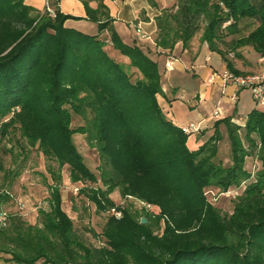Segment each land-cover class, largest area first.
Wrapping results in <instances>:
<instances>
[{"label": "trees", "instance_id": "trees-1", "mask_svg": "<svg viewBox=\"0 0 264 264\" xmlns=\"http://www.w3.org/2000/svg\"><path fill=\"white\" fill-rule=\"evenodd\" d=\"M81 1L97 34L68 28V18L77 17L58 8L52 15L26 0H0V146L18 123L30 145L67 165L72 182L84 185L79 193L107 214L101 244L91 246L78 233L56 184L36 225L6 212L0 257L8 264H264V108H253L244 126L217 121L214 133L192 150L190 136L159 103L158 63L140 45L123 41L104 0L95 8L94 0ZM156 24L162 50L179 42L188 47L202 31L201 41L236 74L243 73L234 70L232 51L250 46L264 56V0H177ZM109 44L129 62L111 56ZM73 113L85 120L78 131L98 148V174L74 144ZM221 125L229 165L219 158ZM250 156L261 163L255 173L246 168ZM234 189L240 193L231 213L209 198L210 190ZM116 190L153 210L116 203ZM10 199L0 192V205Z\"/></svg>", "mask_w": 264, "mask_h": 264}, {"label": "crops", "instance_id": "crops-1", "mask_svg": "<svg viewBox=\"0 0 264 264\" xmlns=\"http://www.w3.org/2000/svg\"><path fill=\"white\" fill-rule=\"evenodd\" d=\"M49 2L52 10L58 8L64 14L77 17L68 18L65 23L68 28L87 34L98 33V25L86 18L81 0ZM26 3L41 12L46 11L45 0H26ZM104 3L123 41L140 45L158 63L163 83V92L158 95V100L167 117L179 127L190 122H201L203 129L199 134L191 135L188 140L192 150L198 149L214 133L215 123L219 120L229 118L234 123L244 125L247 117L241 118V109L249 105L247 101L253 96L249 89L236 90L233 85L224 84L219 77L213 80L210 78L214 71L223 72L228 69L220 53L210 50L208 43L202 42L199 36H195L188 47L179 42L172 51L159 48L154 37L157 35L156 17L161 7L151 6L149 0H104ZM97 5L96 0L91 2L92 7ZM106 49L114 58L129 62L111 44ZM230 56L236 72L245 74L264 69V56L250 46L232 51ZM217 108L221 110L220 119L212 117ZM253 108L258 106L253 105ZM223 129L221 125V132Z\"/></svg>", "mask_w": 264, "mask_h": 264}, {"label": "rangeland", "instance_id": "rangeland-1", "mask_svg": "<svg viewBox=\"0 0 264 264\" xmlns=\"http://www.w3.org/2000/svg\"><path fill=\"white\" fill-rule=\"evenodd\" d=\"M156 1L157 5L161 7L160 13L165 10L173 9L177 3V0ZM201 35L202 31L196 36L201 37ZM247 102L249 105L241 109V118L248 116L253 105L258 106V108L260 107L253 98H250ZM7 120L8 119L4 120L3 123ZM84 124L85 120L80 115L73 113L71 128L73 129L72 138L74 144L82 155L85 163L92 171L98 174L101 164L98 148L96 145L89 142L86 134L78 131V127ZM223 128V140L220 144L219 158L225 165H229L231 163L230 143L224 125ZM243 131L244 130L240 131L242 135L244 133ZM7 132L8 134L0 146V155L2 157L0 163V192H8L11 199L0 205V215L2 212H17L21 214L28 223L36 225L39 223L40 210L49 209V199L51 197L50 187L57 184L62 195L63 209L73 219L78 233L91 246H99L102 240L99 235H101L103 226L106 222L107 214L98 212L95 208V204L86 196L80 194L79 191L75 193V187L80 189L84 185L72 182L67 165L60 167L55 160L44 154L38 144L35 146L30 145L29 142L22 137L20 125H18V123L10 126ZM246 160V168L249 171L255 173L261 168L260 161L257 158L255 159L254 156H250ZM52 171L60 175V179H55ZM237 194L238 193H236V196ZM236 196H233V194H224L218 190H213V194H209L210 200L214 201V204L220 207L224 213H231L233 211L234 198ZM111 197L116 203L125 206L131 205L134 210H138L139 212L143 208L138 201L131 198H123L120 193H118V190H116ZM8 256L4 255V257ZM0 264H8V262L0 257ZM34 264H44V260H37Z\"/></svg>", "mask_w": 264, "mask_h": 264}, {"label": "built area", "instance_id": "built-area-1", "mask_svg": "<svg viewBox=\"0 0 264 264\" xmlns=\"http://www.w3.org/2000/svg\"><path fill=\"white\" fill-rule=\"evenodd\" d=\"M46 1V11H48L50 14L54 15L55 11L52 10L49 7V1ZM168 66H170V62L168 63ZM217 77L221 78L224 84H231L233 85L236 90L240 89H249L252 93V96L254 100L257 102L261 108H264V69L260 72H253V73H245V74H236L234 72L229 71L228 69L223 72L214 71L212 76L210 77L212 80L216 79ZM212 117L215 119L221 118V110L219 108L215 109L212 113ZM184 134H187L188 136L193 135L194 133H198L203 129L201 122H190L187 125H184L181 127ZM75 193L79 191L78 187L74 188ZM208 193L213 194V190L208 191ZM236 193H240L239 190H229L227 192H224V194H233V196H236ZM237 194V195H238ZM142 207H145L148 210H153V206L150 204H145L144 202L138 201ZM112 213L117 218H122V211L118 209H113ZM7 223V213L3 212L0 215V224L6 225Z\"/></svg>", "mask_w": 264, "mask_h": 264}, {"label": "water", "instance_id": "water-1", "mask_svg": "<svg viewBox=\"0 0 264 264\" xmlns=\"http://www.w3.org/2000/svg\"><path fill=\"white\" fill-rule=\"evenodd\" d=\"M141 221H142V223H144V224L147 223V220H146L145 217H142V220H141Z\"/></svg>", "mask_w": 264, "mask_h": 264}]
</instances>
